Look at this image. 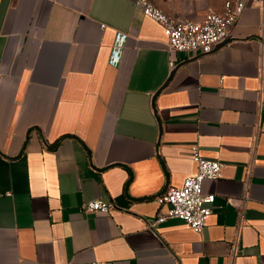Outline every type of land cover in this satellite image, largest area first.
I'll return each mask as SVG.
<instances>
[{
    "label": "crops",
    "instance_id": "obj_1",
    "mask_svg": "<svg viewBox=\"0 0 264 264\" xmlns=\"http://www.w3.org/2000/svg\"><path fill=\"white\" fill-rule=\"evenodd\" d=\"M241 1L228 42L172 56L139 0H0V264H264V0ZM194 146L223 164L202 234L152 225Z\"/></svg>",
    "mask_w": 264,
    "mask_h": 264
},
{
    "label": "built area",
    "instance_id": "obj_2",
    "mask_svg": "<svg viewBox=\"0 0 264 264\" xmlns=\"http://www.w3.org/2000/svg\"><path fill=\"white\" fill-rule=\"evenodd\" d=\"M139 5L145 16L162 26L172 56L179 52L208 54L220 44L228 42L232 29L246 8L245 1L228 0L221 13L208 12L202 20L197 21L167 14L149 0H139ZM125 40L124 36L120 45L123 46ZM193 160L197 165L195 174L188 176L182 187L171 188L157 198L161 206H168V211L160 213L152 225L169 219H179L187 223L195 232L202 234L216 201L214 194L204 193L203 185L208 180L222 178L223 164L201 156L198 146L193 147ZM81 209L86 213L108 214L115 209V205L113 202L98 199L85 202Z\"/></svg>",
    "mask_w": 264,
    "mask_h": 264
}]
</instances>
